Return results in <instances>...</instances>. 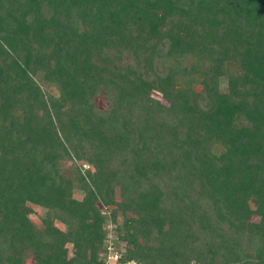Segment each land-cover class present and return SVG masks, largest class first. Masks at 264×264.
<instances>
[{"label": "trees", "instance_id": "trees-1", "mask_svg": "<svg viewBox=\"0 0 264 264\" xmlns=\"http://www.w3.org/2000/svg\"><path fill=\"white\" fill-rule=\"evenodd\" d=\"M114 255L264 264V0H0V264Z\"/></svg>", "mask_w": 264, "mask_h": 264}, {"label": "built area", "instance_id": "built-area-1", "mask_svg": "<svg viewBox=\"0 0 264 264\" xmlns=\"http://www.w3.org/2000/svg\"><path fill=\"white\" fill-rule=\"evenodd\" d=\"M117 259H118L117 255L111 256V258H110V260H109L108 263H109V264H113L112 261H113V260H116V261H117ZM115 264H116V263H115ZM132 264H136V263H132Z\"/></svg>", "mask_w": 264, "mask_h": 264}, {"label": "rangeland", "instance_id": "rangeland-1", "mask_svg": "<svg viewBox=\"0 0 264 264\" xmlns=\"http://www.w3.org/2000/svg\"><path fill=\"white\" fill-rule=\"evenodd\" d=\"M77 196L78 197H82V194H78ZM38 210H40V209H38ZM35 220H36V222H39L38 217H36ZM112 263L115 264L116 263V260H113Z\"/></svg>", "mask_w": 264, "mask_h": 264}]
</instances>
